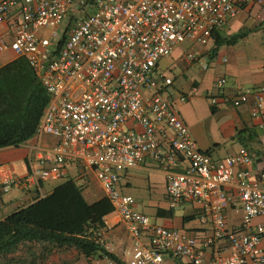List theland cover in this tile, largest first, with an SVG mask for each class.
I'll return each mask as SVG.
<instances>
[{"label":"built area","instance_id":"2783aa9c","mask_svg":"<svg viewBox=\"0 0 264 264\" xmlns=\"http://www.w3.org/2000/svg\"><path fill=\"white\" fill-rule=\"evenodd\" d=\"M249 2L264 6V0H0V26L12 34L10 41L0 37V54L7 62L24 58L50 97L34 142L25 144L27 173L0 165V195L34 188L42 198L44 181L77 165L95 176L125 224L132 245L127 264H166L165 254L178 264H207L211 256L215 264H264V224L255 222L264 217V171L253 172L258 155L243 147L214 159L202 151L174 106L172 79L156 75L162 58L185 42L206 45ZM200 56L186 54L191 62ZM225 87L219 79L217 93L208 95L211 107L253 102V116L261 114L264 85L240 87L232 96ZM46 135L57 142L44 145ZM147 159L158 164L173 207L201 204L209 236L152 224L121 191L122 174ZM235 178L243 215L231 229L226 187Z\"/></svg>","mask_w":264,"mask_h":264},{"label":"crops","instance_id":"0c3cea01","mask_svg":"<svg viewBox=\"0 0 264 264\" xmlns=\"http://www.w3.org/2000/svg\"><path fill=\"white\" fill-rule=\"evenodd\" d=\"M218 30L223 37L240 35L242 38L235 44L220 46L215 54L212 53L215 47L214 38L206 45L188 42L184 50L180 49L182 43L171 55L176 54V65L164 76L172 79L170 89L174 106L202 151L210 153L216 159L233 155L245 147L258 155L253 172L264 171V109L255 117L253 113L256 107L253 102L240 107L220 103L213 108L208 101L209 94L217 93L215 85L221 78L226 79L225 91L231 96L240 87L256 88L264 85V6L253 2L245 4L235 17ZM0 37L10 41L12 34L6 31L5 26H0ZM190 51L200 52V59L194 62L187 60L186 54ZM0 59L4 64L8 63L5 55L0 54ZM204 62L209 65L207 70L202 68ZM175 70L176 73H173ZM193 88L198 90L196 95H191ZM181 97L186 99L182 101ZM33 142L34 138L28 143ZM56 142L57 139L50 135L43 138L46 146H52ZM21 148L23 151H20ZM21 148L0 149V165H8L16 174L22 176L27 173L28 149L25 144ZM20 160L24 165L17 169L12 162ZM74 168V165L67 167L65 176H69L70 170ZM77 172L82 180L78 183L74 180L82 187L83 196L89 204L105 198L98 181L90 171L78 166ZM121 180V191L136 200V209L146 214L152 224L181 230L198 239L211 234V221L204 215L200 203L185 201L175 207L171 205L164 176L155 161L147 159L141 167L123 173ZM237 183L238 179L235 178L226 187L231 194V205L225 214L227 225L231 229L240 226L243 215ZM55 188L47 191L43 187V194L46 196ZM18 189V194L0 195V207L4 209L0 220L41 198L34 188ZM12 202H16L14 210H8V204ZM255 222L264 224V217L256 219ZM126 234L125 224L113 211L104 217V226L98 229L96 241L127 264L126 254L132 245L126 240ZM143 242L148 244L147 236L143 237ZM107 259L100 255L87 258L75 246L59 247L49 241H29L21 244L12 253L0 256V264H107ZM165 260L166 264H178L170 254H165ZM207 264H215L213 256Z\"/></svg>","mask_w":264,"mask_h":264},{"label":"trees","instance_id":"16d2710c","mask_svg":"<svg viewBox=\"0 0 264 264\" xmlns=\"http://www.w3.org/2000/svg\"><path fill=\"white\" fill-rule=\"evenodd\" d=\"M212 38L215 54L220 46L235 44L242 37H223L216 29ZM49 101L45 87L24 58L2 65L0 149L20 147L33 139ZM82 190L74 179H67L50 194L0 220V256L25 242L49 241L59 247L75 246L87 258L100 255L124 264L96 241L104 217L113 212L112 205L106 198L89 204Z\"/></svg>","mask_w":264,"mask_h":264},{"label":"rangeland","instance_id":"374dc122","mask_svg":"<svg viewBox=\"0 0 264 264\" xmlns=\"http://www.w3.org/2000/svg\"><path fill=\"white\" fill-rule=\"evenodd\" d=\"M188 42H185L181 45L180 49H185L187 47V44ZM176 54H174L173 56H169V57H165V58H162L160 61H159V64H158V67H157V74L156 75H165V74H168L169 71L171 70V67L176 65V61H175V57ZM174 68V67H172ZM177 70L173 71V73H176ZM143 94L145 96H149L148 93L146 92H143ZM23 146V145H22ZM18 149V147H16ZM21 148V146H20ZM19 151V150H18ZM20 151H23L22 148L20 149ZM222 157L224 155H221ZM13 165L17 168V169H20L23 167L24 165V162L23 161H15V162H12ZM74 169H71L70 170V175L69 176H64L60 179H50V180H47V181H44L43 182V187L48 191V190H51L53 188H55L56 186L62 184L63 182H65L67 179H70V178H73L78 182H80L82 179L79 178V175H78V172H77V167L76 165H74ZM122 181V180H121ZM19 193V189L18 188H12L8 193H6V195H15V194H18ZM147 193V192H146ZM16 205V202H12V203H9L8 204V210H14V206ZM3 211L4 209L0 207V217L2 216L3 214Z\"/></svg>","mask_w":264,"mask_h":264}]
</instances>
